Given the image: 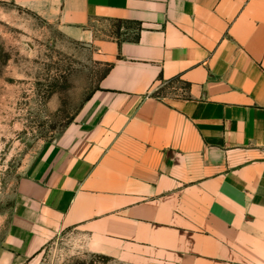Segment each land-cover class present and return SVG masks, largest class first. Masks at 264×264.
<instances>
[{
  "label": "crops",
  "instance_id": "obj_1",
  "mask_svg": "<svg viewBox=\"0 0 264 264\" xmlns=\"http://www.w3.org/2000/svg\"><path fill=\"white\" fill-rule=\"evenodd\" d=\"M0 1L77 41L134 25L96 42L113 66L21 180L0 264L70 232L94 254L264 264V0Z\"/></svg>",
  "mask_w": 264,
  "mask_h": 264
},
{
  "label": "rangeland",
  "instance_id": "obj_2",
  "mask_svg": "<svg viewBox=\"0 0 264 264\" xmlns=\"http://www.w3.org/2000/svg\"><path fill=\"white\" fill-rule=\"evenodd\" d=\"M133 26L99 22L94 41H77L57 22L0 1V247L5 248L14 230L21 180L78 120L109 68L96 42L131 38ZM173 91L160 84L155 92L164 96ZM142 255L94 254L70 232L58 235L24 264H163Z\"/></svg>",
  "mask_w": 264,
  "mask_h": 264
},
{
  "label": "trees",
  "instance_id": "obj_3",
  "mask_svg": "<svg viewBox=\"0 0 264 264\" xmlns=\"http://www.w3.org/2000/svg\"><path fill=\"white\" fill-rule=\"evenodd\" d=\"M138 29L139 30H141V25H140V27H138ZM139 39V34L138 35H136V37H134V40H138ZM112 66H113V63H109V68H108V70L105 72V74L103 75V77L109 72V70L112 68ZM102 77V78H103ZM179 79H173V80H171V81H169V82H165V84L166 85H168V86H170L172 83H176L177 81H178ZM164 82V81H163ZM98 89V88H97ZM155 94L158 96V97H161L162 95L160 94V93H158V92H155ZM92 95V94H91ZM91 95H89L88 96V98H87V100H89L90 98H91Z\"/></svg>",
  "mask_w": 264,
  "mask_h": 264
}]
</instances>
